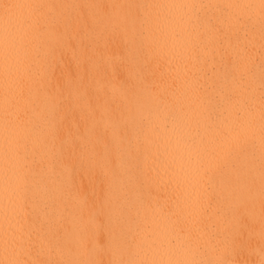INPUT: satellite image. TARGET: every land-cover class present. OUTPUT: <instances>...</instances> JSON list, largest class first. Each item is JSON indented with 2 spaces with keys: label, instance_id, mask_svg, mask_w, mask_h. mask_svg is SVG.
I'll list each match as a JSON object with an SVG mask.
<instances>
[{
  "label": "clouds",
  "instance_id": "9594fccd",
  "mask_svg": "<svg viewBox=\"0 0 264 264\" xmlns=\"http://www.w3.org/2000/svg\"><path fill=\"white\" fill-rule=\"evenodd\" d=\"M0 264H264V0H0Z\"/></svg>",
  "mask_w": 264,
  "mask_h": 264
}]
</instances>
